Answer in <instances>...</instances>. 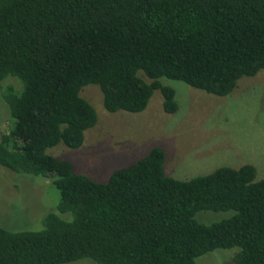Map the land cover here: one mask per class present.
<instances>
[{
	"label": "trees",
	"instance_id": "obj_1",
	"mask_svg": "<svg viewBox=\"0 0 264 264\" xmlns=\"http://www.w3.org/2000/svg\"><path fill=\"white\" fill-rule=\"evenodd\" d=\"M261 71L264 0H0V104L9 115L0 166L52 179L58 191L40 230L0 227V264H196L234 248V264H264V179L251 165L179 181L164 175V152L153 148L97 183L46 154L81 148L96 125L80 97L88 85L108 113H141L159 91L173 115L175 92L161 79L226 97ZM200 212L230 214L204 224Z\"/></svg>",
	"mask_w": 264,
	"mask_h": 264
},
{
	"label": "rangeland",
	"instance_id": "obj_2",
	"mask_svg": "<svg viewBox=\"0 0 264 264\" xmlns=\"http://www.w3.org/2000/svg\"><path fill=\"white\" fill-rule=\"evenodd\" d=\"M160 82L175 92L178 111L173 115L163 112L159 91L141 113L111 114L104 110L97 86L82 88L80 97L93 107L96 125L84 133L81 148L59 144L46 154L69 162L75 174L97 183L107 182L114 171L134 165L153 148L164 152V175L179 181L244 165L255 168V181L264 179V71L242 78L226 97L208 95L179 81ZM6 108L0 104V136L9 130ZM57 203L52 179L20 176L0 166V227L38 231L46 215L56 214ZM229 214L200 212L196 218L210 224ZM237 251L216 250L196 259V264H234ZM89 263L94 264L90 260L72 264Z\"/></svg>",
	"mask_w": 264,
	"mask_h": 264
}]
</instances>
